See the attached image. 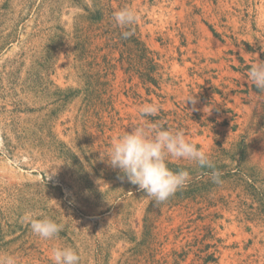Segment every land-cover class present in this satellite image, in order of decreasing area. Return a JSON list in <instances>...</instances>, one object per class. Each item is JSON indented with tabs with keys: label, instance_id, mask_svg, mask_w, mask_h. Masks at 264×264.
I'll use <instances>...</instances> for the list:
<instances>
[{
	"label": "rangeland",
	"instance_id": "1",
	"mask_svg": "<svg viewBox=\"0 0 264 264\" xmlns=\"http://www.w3.org/2000/svg\"><path fill=\"white\" fill-rule=\"evenodd\" d=\"M94 2L0 0V257L52 264L72 247L81 264H264V92L247 78L264 60V0H112L136 10L158 66L107 46ZM145 103L158 115L142 117ZM144 122L209 152L222 183L169 160L191 182L155 204L104 160ZM25 216L64 230L38 238Z\"/></svg>",
	"mask_w": 264,
	"mask_h": 264
},
{
	"label": "clouds",
	"instance_id": "2",
	"mask_svg": "<svg viewBox=\"0 0 264 264\" xmlns=\"http://www.w3.org/2000/svg\"><path fill=\"white\" fill-rule=\"evenodd\" d=\"M139 16L136 10L125 7L113 13L116 26L128 29L121 32L124 39L134 33L131 27L137 23ZM247 78L252 85L264 92V60L257 59L248 71ZM193 105L196 98L186 99ZM160 111L156 103H145L139 108L142 117H155ZM106 162L114 169H119L127 180L138 186L146 196L159 205L167 201L177 191L188 186L191 177L188 171H173L168 167L169 160H185L200 168L213 169L210 178L213 183H222V172L216 170L210 153L186 139L178 130L165 129L147 122L134 125L131 130L117 136L105 153ZM31 232L38 238L50 240L59 236L64 224L51 218L40 219L25 216ZM81 255L72 247H55L51 253L52 264H81ZM0 264H18L13 255L0 257Z\"/></svg>",
	"mask_w": 264,
	"mask_h": 264
},
{
	"label": "trees",
	"instance_id": "3",
	"mask_svg": "<svg viewBox=\"0 0 264 264\" xmlns=\"http://www.w3.org/2000/svg\"><path fill=\"white\" fill-rule=\"evenodd\" d=\"M99 1V0H98ZM94 6L96 7L94 14H97V16L94 18L100 23V28L103 29V33L101 34L102 37L106 38V44L110 47H118L121 46L123 49L122 51V58L124 57L125 49L130 50L131 54L133 53L135 55V58L137 59H145L147 60L148 64L152 66H158L159 63L156 61V52L151 50L146 42L140 39L138 36V28L137 27H131V30L133 31V35L128 38L124 39L121 36V32L128 30V29H121L120 27L116 26L114 20H113V13L115 11H118L122 8H125L123 5V2H120L118 8H114L112 5V0H100V5L98 6V3L94 2ZM98 6V7H97ZM86 10L89 11L88 8ZM108 55H106L107 58ZM111 61H108V68H111L113 66L110 65ZM152 71V70H151ZM145 80L151 81L154 80V76L152 75V72H148L147 74H144ZM102 78V75H100V80ZM103 84L95 83L91 84L94 87H98ZM102 87H100V97L102 95Z\"/></svg>",
	"mask_w": 264,
	"mask_h": 264
}]
</instances>
